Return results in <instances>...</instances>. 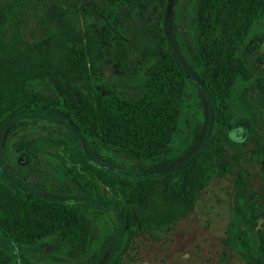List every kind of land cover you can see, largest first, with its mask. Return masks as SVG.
Returning <instances> with one entry per match:
<instances>
[{"label":"trees","instance_id":"1","mask_svg":"<svg viewBox=\"0 0 264 264\" xmlns=\"http://www.w3.org/2000/svg\"><path fill=\"white\" fill-rule=\"evenodd\" d=\"M168 32L212 103L216 134L179 166L203 160L199 178L170 183L176 168L126 174L96 165L67 137L20 136L11 148L26 168L15 162L16 175L5 178L13 191L0 213V264H14L10 244L25 264H95L105 245L99 206L117 214L119 239L107 264H120L137 229L169 231L193 209L203 184L227 175L246 153L264 162V131L250 96L264 68L247 50L254 35L264 37V0H0V44L10 40L21 54L64 52L76 70L27 77L25 108L59 115L90 147L145 167L180 158L198 114ZM104 62L126 79L142 77L134 96L103 83ZM237 125L250 134L248 150L229 139ZM40 156L65 166L72 185L37 166ZM72 189L80 200L52 197ZM226 239L242 264H264V202L241 171Z\"/></svg>","mask_w":264,"mask_h":264},{"label":"rangeland","instance_id":"2","mask_svg":"<svg viewBox=\"0 0 264 264\" xmlns=\"http://www.w3.org/2000/svg\"><path fill=\"white\" fill-rule=\"evenodd\" d=\"M77 1L83 3L89 0ZM168 41L178 63L185 71L187 82L195 97L198 114L196 117H190L188 123V125L192 124L189 132L190 137L186 140L187 145L180 158L148 167L125 161L123 158L98 147H90L59 115L25 108L27 101L22 96L21 86L27 77L51 70L76 72L69 65L64 52L52 50L43 55L21 54L10 40L0 44L1 214L12 202L10 196L13 189L6 183L5 178L16 175V164L21 168H26L25 159L19 156L18 159L15 158V153L11 148V143L20 136L29 139L54 135L67 137L73 145L81 146L96 165L126 174H159L176 168L174 174L167 178L170 183H179L190 178L195 181L199 178V174L204 170L203 160L194 163L185 170H181L179 166L186 162L190 163L193 158L201 154V148L207 145L216 134L212 103L200 88L196 77L189 70L187 62L173 41L170 32H168ZM248 49L257 53L259 56L258 66L264 68L262 67L264 66V37L254 35L247 44ZM103 71V83L113 86L129 96L136 94L142 77L126 79L116 64L106 62L103 63ZM250 96L260 116L259 126L264 131V80L259 79L254 83ZM238 127L241 125H237ZM250 139V134L247 131V142L242 144L243 149H249L252 144ZM175 146L176 143H174V148ZM193 153L195 154L193 158L187 160ZM35 163L50 177L57 179L59 184L72 185L65 166L50 161L45 156H40L35 160ZM238 171L244 173L249 190L256 193L264 202V162H256L246 153L227 175L212 178L201 186L193 209L184 217L178 218L169 231L161 229L144 232L137 229V233L121 256L120 264H242L232 250L235 244L234 240L226 239V226L229 224V212L232 208L234 180ZM148 194L151 195L149 190ZM78 196L82 198L76 189H72V193L69 194H52L54 198L80 200L77 198ZM99 208L102 212L101 221L104 227L105 245L95 264H107L117 248L119 239L117 214L107 206H99ZM2 221L3 219L0 217V222ZM4 243L0 239V244ZM8 247L13 252L14 264H25L21 257V250L11 244Z\"/></svg>","mask_w":264,"mask_h":264},{"label":"clouds","instance_id":"3","mask_svg":"<svg viewBox=\"0 0 264 264\" xmlns=\"http://www.w3.org/2000/svg\"><path fill=\"white\" fill-rule=\"evenodd\" d=\"M247 129L238 127L229 133V139L236 144H244L246 142Z\"/></svg>","mask_w":264,"mask_h":264}]
</instances>
